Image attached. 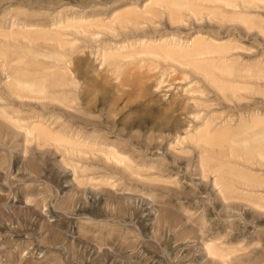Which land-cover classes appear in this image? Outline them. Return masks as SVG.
<instances>
[{
    "label": "rangeland",
    "instance_id": "374dc122",
    "mask_svg": "<svg viewBox=\"0 0 264 264\" xmlns=\"http://www.w3.org/2000/svg\"><path fill=\"white\" fill-rule=\"evenodd\" d=\"M0 264H264V0H0Z\"/></svg>",
    "mask_w": 264,
    "mask_h": 264
},
{
    "label": "bare ground",
    "instance_id": "6f19581e",
    "mask_svg": "<svg viewBox=\"0 0 264 264\" xmlns=\"http://www.w3.org/2000/svg\"><path fill=\"white\" fill-rule=\"evenodd\" d=\"M29 24V23H28ZM60 25V24H59ZM58 27H60V26H58ZM65 27V26H64ZM24 28V27H23ZM61 35V34H60ZM59 35V36H60ZM30 88V87H29ZM34 88V87H33ZM42 93V92H41ZM73 147V146H72ZM255 151V150H254ZM113 157H115V160L116 159H118V160H120V157H118V156H113ZM221 254V252H219V255ZM221 257V256H220ZM221 259L223 260V258L221 257Z\"/></svg>",
    "mask_w": 264,
    "mask_h": 264
}]
</instances>
